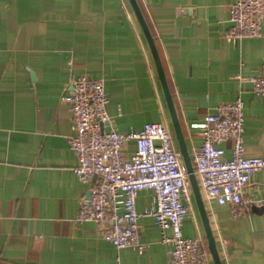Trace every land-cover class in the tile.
Wrapping results in <instances>:
<instances>
[{
	"label": "crops",
	"instance_id": "0c3cea01",
	"mask_svg": "<svg viewBox=\"0 0 264 264\" xmlns=\"http://www.w3.org/2000/svg\"><path fill=\"white\" fill-rule=\"evenodd\" d=\"M232 1L137 0L192 166L202 138L190 125L238 97L245 155L264 156V95L253 93L247 81L264 62V21L259 37L233 43L225 37ZM79 75L103 80L111 128L127 133L149 122L165 125L185 166L128 0H0V264H170L169 247L150 217L138 220L140 239L148 244L141 255L115 249L93 223L75 222L89 188L73 171L71 112L60 98ZM221 147L223 158H230L231 144ZM200 192L221 264H264V210L251 205L233 219L228 205ZM243 196L264 199V171L252 175ZM149 203L150 192L141 191L137 211ZM182 233L206 242L193 195Z\"/></svg>",
	"mask_w": 264,
	"mask_h": 264
},
{
	"label": "built area",
	"instance_id": "2783aa9c",
	"mask_svg": "<svg viewBox=\"0 0 264 264\" xmlns=\"http://www.w3.org/2000/svg\"><path fill=\"white\" fill-rule=\"evenodd\" d=\"M228 13L231 27L225 37L230 41L261 35L264 0H233ZM247 81L253 93L264 95V62ZM70 87L60 100L71 112L74 132L69 148L77 160L73 171L90 191L88 199L79 201L75 222L93 223L115 249L129 248L141 255L148 244L140 239L138 220L150 217L161 242L169 247L170 264H210L203 239L182 233L192 192L169 129L149 122L136 131L123 133L110 127L105 132L109 98L103 80L79 75L71 79ZM243 108L238 97L190 125L202 138L193 163L198 186L207 201L228 205L233 219L245 216L251 205H264V199L243 196L252 175L264 171V156L245 155ZM228 142L231 156L224 159L221 145ZM141 191L150 192V203L139 213L136 199Z\"/></svg>",
	"mask_w": 264,
	"mask_h": 264
},
{
	"label": "water",
	"instance_id": "95a60500",
	"mask_svg": "<svg viewBox=\"0 0 264 264\" xmlns=\"http://www.w3.org/2000/svg\"><path fill=\"white\" fill-rule=\"evenodd\" d=\"M131 8L136 16V19L142 29V32L146 38V41L149 45L156 69H157V73L161 82V86H162V90L165 96V100H166V104L170 113V117H171V122H172V127H173V131L176 137V140L178 141L182 154H183V159H184V164H185V168L188 174V180H189V184H190V188H191V192L193 195V198L195 200L199 215H200V219L204 228V232H205V238H206V242H207V249L211 255L212 261L214 264H221V260L218 254V250H217V246H216V241L215 238L213 236V233L211 231L210 225H209V221H208V217H207V213L205 210V206H204V202L201 196V192H200V188L198 186L196 177L193 173V166L191 164V161L189 159V157L187 156V152H186V148H185V143H184V139H183V134L181 131V127L176 115V111L174 108V104H173V100H172V96L170 94L168 85H167V81L164 75V71H163V67L161 65V61L159 58V54L157 52V48L153 39V36L149 30V27L145 21V18L141 12V9L139 7V4L137 2V0H128ZM71 88V87H70ZM103 126H104V131L108 132L110 130V123L109 121H104L103 122ZM96 178L93 177L92 181H94ZM90 196V191L87 192L86 194V199H88ZM256 208L258 207V209L260 210H264V205L262 206H257L254 205Z\"/></svg>",
	"mask_w": 264,
	"mask_h": 264
},
{
	"label": "trees",
	"instance_id": "16d2710c",
	"mask_svg": "<svg viewBox=\"0 0 264 264\" xmlns=\"http://www.w3.org/2000/svg\"><path fill=\"white\" fill-rule=\"evenodd\" d=\"M203 244H204V246L206 247V242H205V241H203Z\"/></svg>",
	"mask_w": 264,
	"mask_h": 264
}]
</instances>
